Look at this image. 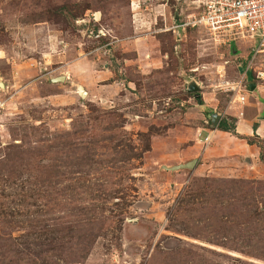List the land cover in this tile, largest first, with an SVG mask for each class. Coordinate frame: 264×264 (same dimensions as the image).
<instances>
[{"label":"rangeland","instance_id":"rangeland-1","mask_svg":"<svg viewBox=\"0 0 264 264\" xmlns=\"http://www.w3.org/2000/svg\"><path fill=\"white\" fill-rule=\"evenodd\" d=\"M199 3L0 0V264H264V164L252 162L264 154V100L250 89L264 92V76L249 69L231 90L250 41L177 33ZM134 49L158 63L144 69ZM263 58L251 67L264 71ZM251 101L263 104L242 121L248 161L165 168L196 158L202 127H235ZM229 134L223 147L240 152ZM231 178L257 182L235 192Z\"/></svg>","mask_w":264,"mask_h":264},{"label":"built area","instance_id":"built-area-1","mask_svg":"<svg viewBox=\"0 0 264 264\" xmlns=\"http://www.w3.org/2000/svg\"><path fill=\"white\" fill-rule=\"evenodd\" d=\"M175 27L178 34L188 27H202L214 40L234 42L235 45L240 40L252 43L251 60L240 72L239 80L231 85V90L239 91L246 86L249 69L256 77L264 76V71L250 64L256 57H264V0H201L196 12L185 15ZM237 98L240 103L245 100L243 95H237Z\"/></svg>","mask_w":264,"mask_h":264},{"label":"crops","instance_id":"crops-1","mask_svg":"<svg viewBox=\"0 0 264 264\" xmlns=\"http://www.w3.org/2000/svg\"><path fill=\"white\" fill-rule=\"evenodd\" d=\"M179 32V31H178ZM237 45V44H236ZM247 50H253L252 48V43H249L247 45ZM136 50V49H134ZM136 53V62H138L140 65H142L145 69L146 66H148L149 64H157L158 63V60L157 61H146V62H142L141 58L139 59V52L136 50L134 51ZM145 56V55H144ZM149 58H150V55H149ZM146 60V59H145ZM62 68H64L65 66L68 65V67H65L66 71H67V74L69 73H72L70 72V65L68 63H62ZM237 68V74H239V70H240V66L239 64H237L236 66ZM249 73V72H248ZM247 73V75H248ZM93 73L91 72V75ZM73 75V74H71ZM90 75V76H91ZM64 82L67 81V76L65 75L64 73ZM93 76V75H92ZM71 80L72 83H75L74 81H76L75 78H71L69 77ZM51 79V78H50ZM97 81V80H96ZM101 83V82H99ZM97 90V89H89L87 92H86V95H90L92 93H94V91ZM258 91L259 92V99L261 100H264V92L261 91V86L259 85H255V88L254 90H251V92L253 91ZM262 102L260 101H251L249 103V105H246L242 111V116H238L237 118L239 119V121L237 122V124L235 125V129L234 131L232 132V134H229L227 133L225 130H220L218 128H215L214 130H211V129H207L205 127H202L204 130L206 131H203L205 132V136L208 137V140H207V144L206 146H204L201 154L200 152H197L195 155H196V159H197V162H196V166L198 168V170H200V168H202L203 166L207 165L209 167L212 168L213 171H216L214 168L215 166L218 165V163H220L221 161H224L223 160V157L225 156H230V157H234L235 155H237V159L235 158V160L233 162H238L239 159L243 158L244 160L246 158H248L246 153H249V154H253L252 152V149H253V145H250L249 143L246 142V137L249 136V135H252L253 134V129L250 128L249 124H246V122H242L245 115H246V111L247 110H254V114L258 112V110L260 111L261 108H262ZM237 116V115H235ZM264 118V117H263ZM257 124V127H256V130H260V128H264V126L262 124H259L257 122H254ZM243 128V129H242ZM260 132V131H258ZM257 132V134H259ZM224 134H229L227 136H231L232 139H234L233 141L229 139V144H232V145H235V141H239L241 143V146L242 147H239L241 148L242 150H240V152L236 153V149H235V146L234 147H231V148H226V144H225V147L224 144H223V141L222 140H225V139H222V137H218V136H221V135H224ZM198 140V138H197ZM203 142V141H202ZM246 152V153H245ZM199 153V154H198ZM231 153V154H230ZM225 154V155H224ZM229 154V155H228ZM231 160H233V158H231ZM202 161V163H200ZM252 162L254 163V165H257V167L259 166V162H258V154L255 153L253 159H252ZM217 164V165H215ZM215 165V166H213ZM196 168V169H197ZM221 171L220 172H223V173H226L225 169H220ZM229 172V171H228Z\"/></svg>","mask_w":264,"mask_h":264},{"label":"trees","instance_id":"trees-1","mask_svg":"<svg viewBox=\"0 0 264 264\" xmlns=\"http://www.w3.org/2000/svg\"><path fill=\"white\" fill-rule=\"evenodd\" d=\"M45 13H46V15H48L47 11ZM43 14L44 13L42 12L40 15L43 16ZM188 28H196V27H188ZM188 28H186V29H188ZM186 29L184 31L179 32V34L180 33H183L184 34L185 31H186ZM174 43L170 44L169 45V49H168V51L170 53L168 56L170 57V59L172 61V63H171L172 66H173V61L177 60L176 57H175L176 55H175V51H174V47H176L175 45H176L177 41H174ZM181 46H182L181 49H183L184 48V45H181ZM166 53H168V52H166ZM167 69H169V68H167ZM252 77H253V74H252ZM129 81H132V80H129ZM251 83H253V80L251 81ZM217 128L220 129V130H225V131H232V129H233V131H234V127L233 128L228 127L227 124H226V122H225V120H221L218 123ZM248 143L249 144H252L253 142H250L249 141ZM258 162L264 164V154L262 152L259 153ZM228 180L229 181H227V182L235 184L234 187H233L234 188L233 190L235 192H237L238 187L243 189V187H246L247 186V187L250 188L251 184L257 182L256 180H252L251 181V180L240 179V178H231V179H228ZM178 202H179V204H182L183 202L186 203L187 202V199H185L184 197L182 199L179 198L178 199Z\"/></svg>","mask_w":264,"mask_h":264},{"label":"water","instance_id":"water-1","mask_svg":"<svg viewBox=\"0 0 264 264\" xmlns=\"http://www.w3.org/2000/svg\"><path fill=\"white\" fill-rule=\"evenodd\" d=\"M63 80H64V76H58V77L51 78V81H63ZM254 88H255V84L250 83V89L253 90ZM197 89H198L197 85H195L194 81H191L189 83L188 90L189 91H195ZM77 90L81 96L86 95V92L84 91L82 86L77 85ZM210 118H211L212 125L216 126L218 121L220 120V115L216 112H212V113H210ZM245 160L248 161L249 159L246 158ZM196 162H197V159L194 158V159L187 161L185 163H179V164L173 165L171 167H165V168H167L169 170H177V169H182V168H193V166L196 164Z\"/></svg>","mask_w":264,"mask_h":264},{"label":"clouds","instance_id":"clouds-1","mask_svg":"<svg viewBox=\"0 0 264 264\" xmlns=\"http://www.w3.org/2000/svg\"><path fill=\"white\" fill-rule=\"evenodd\" d=\"M168 1V0H167ZM249 72V71H248ZM252 73V72H251ZM253 74V73H252ZM248 78V77H247Z\"/></svg>","mask_w":264,"mask_h":264}]
</instances>
